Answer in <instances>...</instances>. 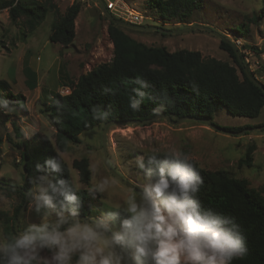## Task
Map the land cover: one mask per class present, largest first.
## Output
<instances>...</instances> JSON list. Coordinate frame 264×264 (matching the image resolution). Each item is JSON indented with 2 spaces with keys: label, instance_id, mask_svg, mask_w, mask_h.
Returning <instances> with one entry per match:
<instances>
[{
  "label": "rangeland",
  "instance_id": "rangeland-1",
  "mask_svg": "<svg viewBox=\"0 0 264 264\" xmlns=\"http://www.w3.org/2000/svg\"><path fill=\"white\" fill-rule=\"evenodd\" d=\"M37 1L49 5V11L41 24L31 32L24 17L12 23L8 10L0 11V99L9 90L15 94L22 93L28 108L24 112L9 105L8 110L0 111V181L15 186H23V166L20 150L10 141L20 140L11 122H16L21 128L23 138L30 139L39 133L54 141L55 129L47 113L42 112L51 92L55 90L68 94L70 88L64 85L68 84V80L76 81L82 73L100 63L111 61L114 54L113 43L108 35L109 19L100 16L101 6L97 0ZM75 1H80L82 8L75 19L74 41L69 46L50 42L53 23ZM125 2L146 17L139 24L142 26L178 29L202 24L216 30L227 42L236 46L245 67L264 84V0H201V6L189 15V22L186 23L176 22L177 19L164 22L158 17V12L150 7L149 0ZM126 31L147 45H164L170 51L197 49L204 58H216L235 66L242 78L234 58L220 46L221 39L207 30L195 29L176 34H162L157 30ZM27 59L38 73L37 87L30 90L25 84L23 73ZM213 122L224 127L244 126L240 130L246 131L241 135H230L191 119H183L176 124L164 118L143 124H112L108 126L106 134L108 161L115 171L134 184L140 170L132 166V161L142 154L141 147H176L188 153L202 168L221 169L235 177L246 178L249 186L264 197V127H258L264 126V108L258 116L246 117L232 115L225 107H219L213 114ZM104 124L82 131L79 135L81 142L70 143L68 150L61 152L82 189L88 191L105 177L112 182L104 194L88 191L87 206L91 211L88 218L98 217L111 210L108 204L123 203L135 191L116 179L104 164ZM250 145L255 146L252 164L240 165L239 160L246 155ZM82 157L89 159V183L81 182L78 170L72 166L75 159ZM23 204L21 192L0 188V235H5L6 226L12 223L14 215ZM24 208L19 219V228L22 230L28 224L40 223L42 219L41 214L29 209L28 201ZM50 211L51 218L55 219V211ZM46 259H51L47 249L42 251L40 261Z\"/></svg>",
  "mask_w": 264,
  "mask_h": 264
},
{
  "label": "trees",
  "instance_id": "trees-1",
  "mask_svg": "<svg viewBox=\"0 0 264 264\" xmlns=\"http://www.w3.org/2000/svg\"><path fill=\"white\" fill-rule=\"evenodd\" d=\"M149 5L158 12V17L164 22L177 19L176 22L186 23L189 22V15L201 6V0H149ZM81 8V2L75 1L58 17L52 25L50 42L64 46L72 44L76 36L75 19ZM4 9L8 10L12 23H17L24 17L31 32L45 19L49 5L37 0H0V11ZM100 10V16L107 18L102 14L101 8ZM262 12L264 14V8ZM126 30L133 29H127L109 20L108 35L113 43L114 53L111 61L100 63L82 73L76 81L68 80V84H64L70 88L68 94L55 90L51 92L42 112L47 113L55 129L54 141L47 135L39 133L30 139L23 138L21 128L16 122H11L16 137L20 139L9 138L20 150L23 189L13 186L0 188L21 192L25 201L24 191L33 186L35 176L45 174L53 181L61 178L71 179L67 166L60 173L47 169L43 173H38L36 164H43L47 158L56 156V151L60 153L67 151L70 143H80L79 135L82 131L93 129L101 123L112 120H145L158 114L169 115L172 119L191 116L213 121V114L219 107H225L232 115L246 117H256L264 108L262 89L249 80L232 44L226 40H221L220 46L234 58L242 72V78L235 66L216 58H204L197 49L170 51L164 45H147L135 39ZM23 73L29 90L36 88L38 73L28 59L24 64ZM137 76L148 80L152 85V88L145 91L154 99L146 98L140 110L133 113L128 108V98L134 94L133 89L137 87L133 83ZM3 99L8 105L18 107L24 112L28 109L26 97L22 93L15 94L9 90ZM95 107L108 111L109 118L105 121L93 119L92 109ZM157 109L159 111H154ZM225 127L240 130L244 126ZM254 147L248 146L246 155L239 160L240 165L252 164ZM192 160L203 178L197 199L205 207L234 217L246 236L248 254L243 259L234 260L233 264H264V197L258 190L249 186L246 178L235 177L221 169L207 170ZM72 166L78 170L80 181L89 183L91 178L89 159L87 157L75 159ZM77 195L84 202L79 215L89 216L91 211L87 206L88 191L81 189ZM52 210L55 213L60 211L59 207ZM19 211L20 209L14 215L12 223L6 226L5 235L18 233L15 221ZM124 218L125 214L122 213L119 219ZM40 264H43V261H40Z\"/></svg>",
  "mask_w": 264,
  "mask_h": 264
},
{
  "label": "clouds",
  "instance_id": "clouds-1",
  "mask_svg": "<svg viewBox=\"0 0 264 264\" xmlns=\"http://www.w3.org/2000/svg\"><path fill=\"white\" fill-rule=\"evenodd\" d=\"M133 83L137 87L128 108L135 113L146 98L154 97L145 91L152 88L148 80L137 76ZM9 108L0 99V111ZM92 117L105 121L109 112L95 107ZM140 150L132 161L141 170L136 190L90 219L79 215L84 202L77 193L82 188L63 154L56 151V156L37 163L38 173H60L67 166L71 179L53 181L45 174L33 178V187L24 195L29 209L41 214V222L15 235H0V264H40L45 249L51 259L43 264H233L243 259L248 248L240 224L197 199L203 178L191 156L176 147ZM111 183L105 177L88 191L104 194ZM57 207L60 211L52 219L50 210ZM122 213L125 218L120 220Z\"/></svg>",
  "mask_w": 264,
  "mask_h": 264
},
{
  "label": "water",
  "instance_id": "water-1",
  "mask_svg": "<svg viewBox=\"0 0 264 264\" xmlns=\"http://www.w3.org/2000/svg\"><path fill=\"white\" fill-rule=\"evenodd\" d=\"M97 2L99 3V5L101 6L102 8V12L104 14V16H106L110 21L114 22L115 24H118V25H121V26H125V27H128V28H132V29H135V30H157V31H160L162 33H166V34H176V33H187V32H190L192 30H195V29H202V30H207L209 32H211L212 34L218 36L221 40H226V38L219 32H217L216 30L206 26V25H202V24H194L192 26H188V27H185V28H178V29H166V28H163L161 26H142V25H139V24H133V23H130V22H126V21H122V20H119L117 18H115L109 11L108 9L106 8L105 6V3L103 0H97ZM233 48H234V51H235V54L237 55L238 57V60L241 64V66H243L244 68V71L246 73V75L248 76L249 80H252L253 83H255L258 87H260L264 93V84L262 82H260L255 76H253L249 71L248 69L245 67L244 65V62L240 56V53L239 51L237 50L236 46L234 44H232ZM158 118H164L166 119L167 121L171 122V123H178L179 121L183 120V119H191V120H197V121H201V122H204L206 124H208L209 126L212 127V129H215L217 131H220L223 133H226V134H230V135H241L243 134L246 130H239V131H236V130H231V129H227L226 127L224 126H221L215 122H213L211 119H207V118H195V117H191V116H184V117H180L178 119H172L169 115H165V114H158L150 119H145V120H141V119H127V120H121V121H115V120H112V121H108L104 124L103 126V136H102V140H103V147H104V164L106 166V168L109 170V172L116 178L118 179L121 183H124L126 184L127 186H129L130 188H132L133 190H136L135 187H134V184H132L129 180L125 179L123 176H121L117 171L114 170V168L110 165L109 161H108V151H107V138H106V134H107V128L109 125H112V124H143V123H148V122H151L155 119H158ZM258 127H264V126H258ZM249 129V128H248ZM252 129V128H250ZM0 186H3V187H15V188H22V186H15L13 184H10V183H6V182H3V181H0ZM25 193L27 192L26 190L24 191ZM28 199L27 197H25V201H24V204L22 207H20V212L18 213V216H17V219L15 221V229L16 231H22V229L19 228V219L22 215V212L23 210L25 209L24 207L26 206V203H27ZM80 217L82 219H90L88 218L87 216L85 215H80Z\"/></svg>",
  "mask_w": 264,
  "mask_h": 264
},
{
  "label": "built area",
  "instance_id": "built-area-1",
  "mask_svg": "<svg viewBox=\"0 0 264 264\" xmlns=\"http://www.w3.org/2000/svg\"><path fill=\"white\" fill-rule=\"evenodd\" d=\"M108 11L115 17L134 24H142L144 15L131 9L125 0H103Z\"/></svg>",
  "mask_w": 264,
  "mask_h": 264
}]
</instances>
